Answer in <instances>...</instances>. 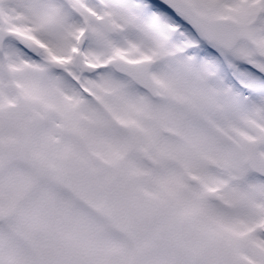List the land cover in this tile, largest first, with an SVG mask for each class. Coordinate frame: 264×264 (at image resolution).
<instances>
[{"label": "rangeland", "instance_id": "rangeland-1", "mask_svg": "<svg viewBox=\"0 0 264 264\" xmlns=\"http://www.w3.org/2000/svg\"><path fill=\"white\" fill-rule=\"evenodd\" d=\"M88 3L101 13L119 11L113 0ZM120 4L131 7L133 0ZM188 4L209 12L203 0ZM14 6L8 0L5 9ZM37 8V27L62 26L64 0H43ZM106 20L114 26L112 17ZM115 20L123 27L100 45L92 40L99 30L94 20L77 21L89 29L81 45L95 68L90 77L73 68L75 48L53 54L30 29L18 30L16 38L43 50L42 61L4 47L0 264H261L264 249L244 226L264 219V183L244 164L254 145L264 161V113L237 111L202 58L162 37L161 46L143 21ZM118 48L128 49V57ZM111 60L150 63L159 104L112 73ZM52 64L64 77L49 71ZM67 75L94 95L89 105L62 81ZM114 124L125 129L124 137ZM159 127L173 139L158 137ZM140 154L151 158L152 172L135 161ZM208 161L220 171H208ZM205 193L217 197L218 206L205 204Z\"/></svg>", "mask_w": 264, "mask_h": 264}, {"label": "snow or ice", "instance_id": "snow-or-ice-1", "mask_svg": "<svg viewBox=\"0 0 264 264\" xmlns=\"http://www.w3.org/2000/svg\"><path fill=\"white\" fill-rule=\"evenodd\" d=\"M7 2L0 0V44L10 48L11 54L31 61L43 60L46 55L43 50L16 38L18 30L27 28L53 54H66L75 48L78 55L83 54L85 64L92 63L89 51L81 45L89 29L77 21L91 23L112 17L114 27L122 28L115 16L127 15L146 23L158 43L162 37L180 50H188L202 58L207 69L225 85L227 100L237 111L264 113V0H203L209 5L207 16L213 21L207 36L197 29L185 7L192 0H133L131 7L113 0L119 9L115 13H101L89 5L88 0H64L67 12L59 9L58 17L62 22L59 29L36 26L37 5L43 0H12L15 6L6 10ZM234 32L239 37L238 42ZM92 40L100 45L105 36L97 30ZM234 48L235 54H229L227 50ZM116 52L126 58L129 54L128 49L118 48ZM139 54L149 60L152 58L146 52ZM259 129L264 131V124L259 125ZM244 230L246 235L255 236L257 246L264 249V238L257 235L264 232V219L245 225Z\"/></svg>", "mask_w": 264, "mask_h": 264}, {"label": "water", "instance_id": "water-1", "mask_svg": "<svg viewBox=\"0 0 264 264\" xmlns=\"http://www.w3.org/2000/svg\"><path fill=\"white\" fill-rule=\"evenodd\" d=\"M185 7L189 10L190 17H191L192 21L194 22L195 26L197 27V29L200 30L203 35L207 36L209 28L212 25L213 21H211V22L206 21L205 19L196 15L192 11V9L190 8L189 5H185ZM95 24L100 29H102L106 35H108L110 37L114 36L115 30H114L113 26L109 22H107L106 20H103V21L96 20ZM227 27H231V26H227ZM233 34H234V36L238 42L239 37L236 36L235 32ZM2 47H3V45L0 44V53L2 51ZM232 50L233 49L227 50V51L231 52ZM74 65H75L76 69L80 70L81 74L87 73V75H91L94 73L93 68L85 65L80 60L79 55H77L75 57ZM109 68L112 69L115 73H117L121 76L127 77L136 87H138L143 92H145L147 94V96L152 101H154V102L159 101V96L156 93L155 87L152 84V81H151L150 76H149L150 66L148 63H142V64H138L136 66H131V65H127V64L120 62V61H112L109 63ZM51 69L56 70V69H58V67L53 65L51 67ZM116 129H119V127L117 126ZM158 134H159V136L165 137V138L172 136L170 133H168L164 129H159ZM251 153H252V157L249 159V161L247 163V168H248L249 172L256 175L260 179L264 180V162L258 161L256 159V156H257L256 147H252ZM138 162H140L142 165L146 166L148 169H152V163L146 155L139 157ZM206 167L212 171L218 170V168L212 163H207ZM185 180L188 184L194 186V183L191 179L186 178ZM205 201L208 203L215 204V205L218 203L217 199L215 197L209 195V194L205 195Z\"/></svg>", "mask_w": 264, "mask_h": 264}]
</instances>
